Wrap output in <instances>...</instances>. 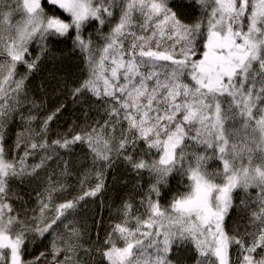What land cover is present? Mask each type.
<instances>
[{
  "label": "snow or ice",
  "instance_id": "6c2138e0",
  "mask_svg": "<svg viewBox=\"0 0 264 264\" xmlns=\"http://www.w3.org/2000/svg\"><path fill=\"white\" fill-rule=\"evenodd\" d=\"M192 3L185 22L170 0H0V264H180L181 250L195 264H264V0ZM93 23L98 40L84 36ZM70 34L84 54L70 95L87 104L85 123L53 139L61 108L41 117L26 81L48 41ZM77 145L89 161L77 174L83 194L57 203ZM120 159L149 173L148 191L93 239L80 202ZM41 173L35 207L17 208L13 185ZM173 173L183 190L161 204ZM45 238L47 250L27 258Z\"/></svg>",
  "mask_w": 264,
  "mask_h": 264
},
{
  "label": "trees",
  "instance_id": "16d2710c",
  "mask_svg": "<svg viewBox=\"0 0 264 264\" xmlns=\"http://www.w3.org/2000/svg\"><path fill=\"white\" fill-rule=\"evenodd\" d=\"M170 4L185 22H191L198 12L192 0H170ZM46 7L48 6L46 5ZM96 27L98 25L95 23L88 27L84 32L85 38L91 33L93 39L98 40L95 31ZM107 31L108 28L105 26L104 32ZM48 48L49 52L41 56L36 69L32 71L26 84L29 94L42 103L39 113L41 117L50 115L56 112L57 108H61L50 122L52 138L54 139L56 134L67 133L70 129L79 130V127L85 123L84 112L87 109V104L83 103V101L74 102L70 95V89L85 77L86 72L84 54L78 47H75L71 34L67 37L50 39ZM29 51L33 57L39 55V49L35 43L30 45ZM25 71L26 68L24 66L18 67L19 73H24ZM62 105L63 107H61ZM90 115L94 117L95 112L90 113ZM18 128L19 122L17 121L7 129L6 139L8 143H12ZM86 155L87 150L80 145L75 147L71 155H65V159L69 161L72 175L62 178L66 187L64 191L56 194L55 202H63L83 194L77 174L89 166ZM212 166L210 163L209 167ZM43 176L44 173H41L40 178H26L23 182L17 181L13 185L14 190L21 197V199L15 201L17 208H20L21 205L29 208L35 207L36 194L41 192L44 187ZM95 183V177H90L83 190L86 191L90 185ZM149 184L150 176L147 171H143L138 175L122 159L116 160L113 166L105 171L104 187L101 192L95 197H85L80 202L76 215L79 225L87 229L88 234L93 239L99 233L102 240L105 234L111 231L112 225L119 222L118 209L122 202L128 200L134 206L139 207V201L142 195L147 193ZM183 187L179 174L173 173L169 177V185L162 190L161 204H165L170 200L171 196L177 191H182ZM139 211L142 212L143 209L140 208ZM231 216L234 218L236 212L233 211ZM228 222L232 223V220L230 219ZM48 243L49 238H45L30 244L27 258L31 259L39 255L41 251H46ZM173 255L174 259L180 261V264H195L194 253L190 251L181 250ZM97 259L99 258L97 257Z\"/></svg>",
  "mask_w": 264,
  "mask_h": 264
}]
</instances>
